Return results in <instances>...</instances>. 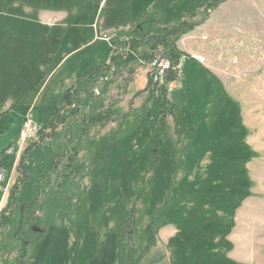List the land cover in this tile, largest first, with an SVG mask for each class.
<instances>
[{
  "label": "rangeland",
  "instance_id": "374dc122",
  "mask_svg": "<svg viewBox=\"0 0 264 264\" xmlns=\"http://www.w3.org/2000/svg\"><path fill=\"white\" fill-rule=\"evenodd\" d=\"M209 2L0 0V264H140L150 231L155 245L172 224L177 264H264V0ZM167 7L163 25L195 24L176 43L185 57L167 85V128L141 92L165 57L159 48L148 61L143 46L41 136L107 44ZM27 126L37 132L23 140ZM235 155L252 161L239 169Z\"/></svg>",
  "mask_w": 264,
  "mask_h": 264
},
{
  "label": "trees",
  "instance_id": "16d2710c",
  "mask_svg": "<svg viewBox=\"0 0 264 264\" xmlns=\"http://www.w3.org/2000/svg\"><path fill=\"white\" fill-rule=\"evenodd\" d=\"M225 1L226 0H210V2L207 4V10L216 9L220 4H222ZM168 9L169 8L167 7L164 11L145 10L137 18L132 28L126 33L125 40L121 41L115 39L109 45L107 44L105 59L102 62H99V64L92 67L89 71L83 73V75L77 81V83L74 86L68 88L63 93L62 105L57 106L54 109L52 108V110L49 111V114L46 116V118H44V121L42 122V127L39 134L42 136L44 133H46L49 130L50 133H48L47 135L49 137L52 136V134L56 132L58 127L66 122L68 116L78 113L79 108L81 106L86 107L88 105V101H90L92 98V92L90 89V85L92 83H95L98 80L107 81L108 74L111 73L112 71H115L117 67L126 66L129 63L133 62L136 58L138 50L143 46L148 47L150 50L149 56L144 57L146 58V60L151 61L154 58V55L158 52L159 48H162V56L170 61L172 67H177L180 64L181 59L185 57V55L177 48L176 43L179 41L181 36L187 34L188 32H191L195 28V24L189 23L187 21H183L181 23L172 26L163 25L167 17ZM103 42L105 44V41ZM118 49L121 50L120 53L117 52ZM113 50L116 51V55L111 56L112 52H114ZM109 55L111 57L108 59ZM176 80H177V71L171 69L165 78L164 84L160 86L158 84H155L153 82V77L150 76L146 88L143 91H141L148 93L150 95L149 98L158 101V104L160 106V111L157 115V121L161 123V125L159 126L162 129V131L165 128H167L166 127L167 117L174 116L175 106L168 99L167 85L169 83L175 82ZM39 86L40 84L38 82L32 88V90L37 89ZM82 93L85 94L82 95ZM175 121L178 123V120ZM78 152L79 150H76V153ZM235 156H236L235 157L236 160L234 161L235 162L234 165L235 167L237 166L239 169L246 162H249L251 160L248 158L243 162L242 161L243 158H241L239 155H235ZM160 167H161L160 161L155 160L154 162L150 163L149 172L157 175ZM221 171L223 170L221 169ZM239 176L241 178V175ZM218 194H220V192ZM12 197L13 194H11L10 198ZM231 203L228 204L229 208L233 207ZM236 203L237 201L233 204ZM173 205H176L177 208L180 206L177 203V199L173 204H171V206ZM171 206L165 207V210L167 212L166 214L167 223H170L169 208ZM6 209L7 208H5L2 211L0 224L4 223L3 219ZM225 216L226 214L223 216L224 219ZM223 226L219 228V230L222 229ZM156 234L157 231L154 230L150 231V235H151V241L149 243L150 245L143 253L141 259L146 254V252L154 245L155 241L153 240H154V235ZM214 236L216 237V234H214ZM177 237L173 241H175ZM174 244H175L174 247L178 252L176 245L178 244V241H175Z\"/></svg>",
  "mask_w": 264,
  "mask_h": 264
},
{
  "label": "crops",
  "instance_id": "0c3cea01",
  "mask_svg": "<svg viewBox=\"0 0 264 264\" xmlns=\"http://www.w3.org/2000/svg\"><path fill=\"white\" fill-rule=\"evenodd\" d=\"M252 160L249 161V163ZM168 231L169 238L167 241H157L151 247L140 261V264H177L178 252L175 249V241H173L179 234V228L169 225ZM167 232V231H166ZM170 239V241H168Z\"/></svg>",
  "mask_w": 264,
  "mask_h": 264
},
{
  "label": "built area",
  "instance_id": "2783aa9c",
  "mask_svg": "<svg viewBox=\"0 0 264 264\" xmlns=\"http://www.w3.org/2000/svg\"><path fill=\"white\" fill-rule=\"evenodd\" d=\"M105 42H110L107 38L104 39ZM192 58L196 61H198L199 63H203L205 61V58L201 55H192ZM151 66L153 68V72H152V77H153V82L155 84H158L159 86L164 84L165 78L168 74V72L172 69L174 71H177L180 68V64L177 67H172L170 61L168 59L165 58H160V59H154L151 62ZM36 128H31L28 127L23 130L21 137L22 139H28L31 138L37 131ZM3 180V176L0 175V182H2Z\"/></svg>",
  "mask_w": 264,
  "mask_h": 264
},
{
  "label": "flooded vegetation",
  "instance_id": "af4514ba",
  "mask_svg": "<svg viewBox=\"0 0 264 264\" xmlns=\"http://www.w3.org/2000/svg\"><path fill=\"white\" fill-rule=\"evenodd\" d=\"M32 231H37L38 232V229L37 228H34V227H31Z\"/></svg>",
  "mask_w": 264,
  "mask_h": 264
}]
</instances>
